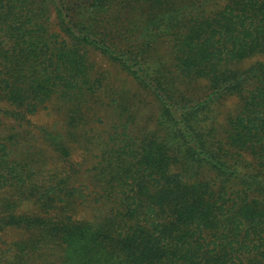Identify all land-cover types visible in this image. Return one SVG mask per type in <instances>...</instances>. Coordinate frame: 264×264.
<instances>
[{"label":"trees","instance_id":"trees-1","mask_svg":"<svg viewBox=\"0 0 264 264\" xmlns=\"http://www.w3.org/2000/svg\"><path fill=\"white\" fill-rule=\"evenodd\" d=\"M90 50L155 96L154 128L132 125L134 105L109 95ZM257 56L264 0H0L4 116L30 123L54 101L66 134L44 130V143L60 160L83 146L96 158L85 186L25 152L29 131L0 138V235L20 233L0 264H264V59L244 66ZM104 92L118 120L95 143ZM82 205L100 215L78 217Z\"/></svg>","mask_w":264,"mask_h":264},{"label":"rangeland","instance_id":"rangeland-1","mask_svg":"<svg viewBox=\"0 0 264 264\" xmlns=\"http://www.w3.org/2000/svg\"><path fill=\"white\" fill-rule=\"evenodd\" d=\"M53 29L59 31L56 18L52 14ZM92 61L96 64V69L105 72L106 82L109 84V95L116 96L119 91L125 90L127 100L133 107L134 123L132 125L139 130L140 128H154L156 126V118L159 113V104L154 95L144 90L130 74L124 70L119 64L111 61L105 55L98 51L90 50L89 52ZM259 59H264L263 56H257L244 63V66L251 64ZM194 87L198 94L204 96L207 88L203 81L195 83ZM107 90V84L106 88ZM100 99L94 103L96 110L89 117L88 122V137H94L95 143L98 141V137L103 139L107 137V131L111 129L112 124L116 121L117 116L111 107H107V93L104 92L100 95ZM104 102L106 104H104ZM5 103H0V138L4 137L6 133L11 131H20L26 134L23 139L27 140V146L24 149L25 152L34 151L45 155V163L42 168L46 170L60 169V172H69L76 179L78 184L84 183L85 186L90 185V181L86 179L85 172L93 164L96 158L93 157L95 151L88 153L83 149L78 150L70 160H60L55 155V152L51 147L46 145L42 138L44 130H48L57 135L66 134L65 125V111L59 109L55 102H50L46 108L42 109L39 113L30 118V123H19L13 119H7L1 107L5 106ZM237 105L236 98H228L216 105L217 120L216 126L220 128L227 115L232 113ZM115 119V120H114ZM118 120V118H117ZM93 127V129L91 128ZM92 129V130H91ZM21 137V142H23ZM81 144V143H80ZM42 150V151H41ZM39 158V156H37ZM45 177H49V172L44 171ZM100 215V211L94 209L91 205H82L79 207L77 216L80 218H87L88 220H95ZM0 245L2 241L17 240L20 238V233L16 230L8 229L0 235ZM59 253L57 257H61ZM66 255V254H65ZM48 257H56L49 255ZM46 264H52L51 262L44 261Z\"/></svg>","mask_w":264,"mask_h":264}]
</instances>
